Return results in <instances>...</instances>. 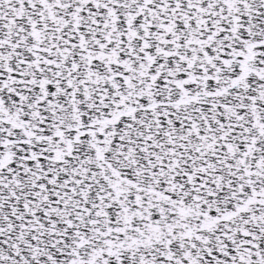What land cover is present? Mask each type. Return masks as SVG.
<instances>
[{
	"label": "snow or ice",
	"instance_id": "obj_1",
	"mask_svg": "<svg viewBox=\"0 0 264 264\" xmlns=\"http://www.w3.org/2000/svg\"><path fill=\"white\" fill-rule=\"evenodd\" d=\"M0 264H264V0H0Z\"/></svg>",
	"mask_w": 264,
	"mask_h": 264
}]
</instances>
